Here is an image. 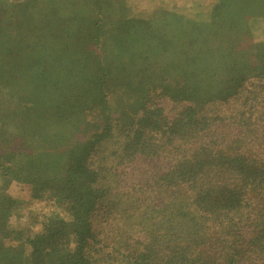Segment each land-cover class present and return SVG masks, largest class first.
Listing matches in <instances>:
<instances>
[{"label": "trees", "instance_id": "obj_1", "mask_svg": "<svg viewBox=\"0 0 264 264\" xmlns=\"http://www.w3.org/2000/svg\"><path fill=\"white\" fill-rule=\"evenodd\" d=\"M21 249L264 264V0H0V264Z\"/></svg>", "mask_w": 264, "mask_h": 264}, {"label": "rangeland", "instance_id": "obj_2", "mask_svg": "<svg viewBox=\"0 0 264 264\" xmlns=\"http://www.w3.org/2000/svg\"><path fill=\"white\" fill-rule=\"evenodd\" d=\"M67 182L64 184V187L66 186ZM63 189V188H62ZM80 206V207H79ZM85 208V204L81 203L79 201V195L77 193V191H75L73 188L70 187H66L65 191H63L60 194V201H59V205L54 209V215L53 216H60L62 218H67L69 219V212L73 213L75 215L78 216V211L80 209ZM32 213H30L31 215ZM74 222L70 223V225H72ZM25 224H27L26 226L32 227L33 224L30 223V220H28V222ZM74 225V224H73ZM69 247L65 246V249L62 250V248H60V251H66ZM22 249L20 250L18 256L16 257V264H24V257L22 255ZM76 256V251H74L73 249L70 251V253H68V251L63 255V252H59L57 255H54V259H56L55 261L50 260L49 258L43 260L42 262H40L39 264H56L57 260H60V264H71V262H74Z\"/></svg>", "mask_w": 264, "mask_h": 264}]
</instances>
